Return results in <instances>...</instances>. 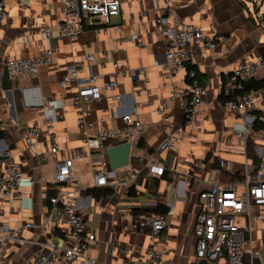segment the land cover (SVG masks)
<instances>
[{"label": "crops", "instance_id": "obj_1", "mask_svg": "<svg viewBox=\"0 0 264 264\" xmlns=\"http://www.w3.org/2000/svg\"><path fill=\"white\" fill-rule=\"evenodd\" d=\"M260 1L261 7L256 10V0H171L172 9L161 10L174 26L197 25L208 35L219 34L224 38L214 48L207 51L194 48L192 52V66L201 76L204 94L190 123H185L180 105V101L187 99L185 73L168 72L163 50L156 41L159 32L153 20L157 11L150 0H123L120 13L110 19L105 30H86L74 39L60 36L58 24L62 10L58 0H7L8 19L0 29V126L12 137L14 148L9 150L4 141L0 142V153L9 151L22 173L18 196L0 198V224L11 229L22 228L20 240H10L3 253L7 261L20 264L33 259L49 239L56 245L62 244L60 234H44L39 223L48 210L46 196L48 186L53 184L55 161L70 156L71 151L81 146L83 132L77 127L71 104L76 83L64 90L57 84L72 67L76 68L78 78H86L90 65L85 58L91 55L96 60L91 71L97 86L109 79L114 62L133 70L144 68L147 80L137 75L132 80L118 78L114 90L99 101L83 105L92 123L86 133L121 128L122 114L136 116L148 130L131 142L129 164L116 172L118 185L108 197L96 199L85 193L94 188L87 152L72 163L73 179L79 180L81 188L70 184L67 195L96 236L89 244V254L96 258V264L143 259L151 238L136 226L138 216L131 211L150 210L160 203L168 208L167 227L152 238V243L156 251L163 252L161 264L197 263L192 235L197 195L207 188L211 173L221 171L218 159L229 162L232 173L239 172L244 165L242 141L230 136L232 130L241 127L242 121L222 108L219 90L225 74L264 47V22L260 20L264 0ZM157 5L161 8L162 1L157 0ZM45 29L50 32L48 38L43 34ZM133 34H137L141 46L128 39ZM44 49L51 50L52 63L41 67L33 80L11 82L20 92L22 106L13 119L8 96L1 87L6 62L37 56ZM100 62L104 63L103 68L99 67ZM263 78L261 70L258 79ZM116 95L120 96L119 100L113 99ZM261 110L264 114L263 106ZM159 111L171 117L169 123L162 122ZM45 119L51 121L58 144L55 156L50 153L45 135L36 141H26L28 128L35 122L43 126ZM170 136L176 139L173 149L158 151ZM115 144L107 141L109 147ZM236 149L243 155L240 163L229 158ZM148 157L164 169L159 178L147 174L158 181L152 192L143 183L136 184ZM132 185L135 196L128 195ZM250 214L262 216L261 221L250 222V240L253 248L258 244L254 248L258 255L264 250V236L260 241L256 236L259 228L264 230V207L252 206ZM25 224L31 226L26 228ZM253 263L260 261L257 258Z\"/></svg>", "mask_w": 264, "mask_h": 264}, {"label": "built area", "instance_id": "obj_2", "mask_svg": "<svg viewBox=\"0 0 264 264\" xmlns=\"http://www.w3.org/2000/svg\"><path fill=\"white\" fill-rule=\"evenodd\" d=\"M62 10V18L58 24L60 36L66 39H74L86 30H105L110 19L121 11L123 0H58ZM157 14L153 20L159 35L156 41L160 44L168 72L175 75L178 71H184L187 81V99L180 101L184 112L185 123H190L194 109L202 102L204 88L195 69L192 66V52L194 48L207 51L216 45L223 43L224 38L219 34L208 35L197 25L187 24L181 27L170 24L163 16L161 10L172 9L171 0H161L163 5L158 7L157 0H150ZM7 0H0V29L8 19ZM49 37V30L43 32ZM138 46L137 34L128 37ZM50 49L42 50L37 56L26 58H13L6 62L9 79L19 83L24 80H33L41 67L52 63ZM90 65L86 78H78L77 70L72 67L58 81V88L67 89L72 82L76 83L75 92L72 95L71 104L75 110L76 124L83 132L81 146L71 151V155L62 160H56L53 170V184L56 194L47 198L48 210L39 223L40 230L47 235L60 234L61 245H56L51 239L43 246V251L33 259H27L20 264H96V258L89 254V244L95 240L94 232L89 229L83 217L77 211V207L68 197L67 189L70 184L78 189L79 180H74L71 172L74 160L80 159L87 152L94 187L116 188V172L111 171L106 158L105 150L109 147L107 141L121 144L133 142L143 136L148 126L136 116L122 114V127L116 130H101L88 134L86 130L92 126L89 121L90 113L83 109V105L99 101L108 92L116 87L118 78L132 80L134 75L143 81L147 80L144 68L137 70L112 63L113 71L108 74V80L101 86H97L96 76L91 71V66L96 64L93 56L85 58ZM100 68L104 63L100 62ZM264 71V59L255 54L251 59L239 61L234 69L225 74L219 90L220 105L227 112L239 118L242 125L230 132L232 138L242 141L244 152V165L236 173L231 172V164L218 159L217 164L226 174L236 176L231 182L218 179V173L212 172L206 189L197 195V210L193 224L194 253L196 262L203 260L206 264H254L258 258L259 264H264V250L258 255L250 240V222L261 221L262 216H251L250 208L264 207V144L256 145L251 139L254 136L264 139V130L255 132L253 124L259 122L264 125V114L259 105L264 107V78L258 79V73ZM74 78V81L72 79ZM249 81H263V88L248 87ZM175 98L179 97L174 95ZM119 100L120 96L113 97ZM162 122L169 123L170 116L163 114ZM260 112L259 114H257ZM45 135L49 143L50 153L55 156L58 153V144L55 142L52 123L44 120L41 126L37 122L31 125L26 133V141H36ZM175 138L170 136L163 141L158 151H170L174 147ZM251 140L255 160L246 156L245 144ZM256 161V162H255ZM148 175L160 177L163 167L155 163L150 157L145 165ZM22 173L18 164L13 160L9 151L0 153V198H15L18 196ZM49 187V186H48ZM241 220V223H240ZM30 224H25L29 228ZM136 226L148 234L151 244L144 251L143 259H123L121 264H161L162 251H156L152 238L163 232L167 225L165 215L150 213L142 214L137 218ZM22 228L11 229L7 224H0V264H11L3 257L10 240H20ZM248 246V250H246Z\"/></svg>", "mask_w": 264, "mask_h": 264}, {"label": "trees", "instance_id": "obj_3", "mask_svg": "<svg viewBox=\"0 0 264 264\" xmlns=\"http://www.w3.org/2000/svg\"><path fill=\"white\" fill-rule=\"evenodd\" d=\"M260 20L262 22H264V11H263V14H262V17ZM258 54L264 59V47L259 49ZM187 68L195 69L194 66H190V67L188 66ZM198 76L201 79V76L199 74H198ZM247 86L248 87H254V88H263V81H249L247 83ZM11 91H12L13 106H14V110H15V113L17 116L22 111V106H21L20 92L17 89L16 84L11 83ZM259 113L260 112H258L257 114H259ZM253 130L255 132H258L260 130H264V125L260 124L259 122H255L253 124ZM0 140H3L6 143L9 150H12L14 148V142H13L12 137L8 134V132L6 130L2 129L1 126H0ZM245 148H246L247 158L255 160V155L253 152V145L251 143V140L246 141ZM216 166L217 165H214V169L217 170ZM147 174H148L147 170H145V169L142 170L137 175L136 184L141 185L143 183L145 185V187L148 188V190L150 192H152L157 187L158 181L156 179L147 177ZM162 174L160 177L163 176ZM235 178H237V177L234 175H230V174H226L224 172L218 171V179L220 181L231 182ZM56 191L57 190L55 187L49 185L46 197L48 198V197L54 196L57 193ZM112 191H113L112 188L94 187V188L86 190L85 193L91 195L92 197H94L96 199H99V198H105V197L110 196L112 194ZM128 195H130V196L136 195L135 185H132L128 189ZM131 213L134 216H139L142 214L145 215V214H150V213H157V214H161V215H166L168 213V208L166 206H164L163 204L157 203L153 209H150V210L133 209L131 211ZM145 233H148V231L145 230Z\"/></svg>", "mask_w": 264, "mask_h": 264}, {"label": "water", "instance_id": "obj_4", "mask_svg": "<svg viewBox=\"0 0 264 264\" xmlns=\"http://www.w3.org/2000/svg\"><path fill=\"white\" fill-rule=\"evenodd\" d=\"M2 90L6 92L8 96V102L12 118L15 119V111L13 106V99L11 93V81L9 79L8 70L5 67L1 78ZM3 142V140H0ZM131 148V142H124L121 144H115L108 147L105 150L108 165L111 171L117 172L122 168H125L129 164V153ZM196 264H206L205 261L199 260Z\"/></svg>", "mask_w": 264, "mask_h": 264}, {"label": "rangeland", "instance_id": "obj_5", "mask_svg": "<svg viewBox=\"0 0 264 264\" xmlns=\"http://www.w3.org/2000/svg\"><path fill=\"white\" fill-rule=\"evenodd\" d=\"M264 2V1H263ZM261 1L260 0H256V2H254V7L256 8V10L260 9L261 5H260ZM259 4V5H258ZM264 8V6H263ZM259 17H261V15H259ZM257 107L261 108V106L259 105V101L257 100ZM232 138V137H231ZM253 140V142L256 145H263L264 144V139L262 137H258V136H254L251 138ZM235 153V154H234ZM234 155L232 154V157L230 158V161L236 162V163H240L243 161V155H241L240 151L238 149L234 150ZM238 153V154H237ZM144 166V164H142ZM257 239L260 241L262 239V237L264 236V230L263 228H259L257 230ZM258 244H254V248L257 246Z\"/></svg>", "mask_w": 264, "mask_h": 264}]
</instances>
